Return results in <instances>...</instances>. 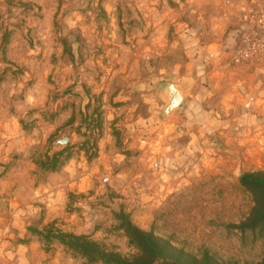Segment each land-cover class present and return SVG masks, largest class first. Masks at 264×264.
Returning <instances> with one entry per match:
<instances>
[{"label":"rangeland","instance_id":"1","mask_svg":"<svg viewBox=\"0 0 264 264\" xmlns=\"http://www.w3.org/2000/svg\"><path fill=\"white\" fill-rule=\"evenodd\" d=\"M261 10L264 0H0V264H113L101 252H137L128 224L192 254L264 264L261 189L241 182L264 180L260 143L221 138L213 159L174 179L156 167L162 131L148 149L182 30L235 32L232 49ZM228 58L243 78L247 60ZM224 88L235 94L220 110L246 111L244 88Z\"/></svg>","mask_w":264,"mask_h":264},{"label":"crops","instance_id":"2","mask_svg":"<svg viewBox=\"0 0 264 264\" xmlns=\"http://www.w3.org/2000/svg\"><path fill=\"white\" fill-rule=\"evenodd\" d=\"M225 33L220 29L198 30L195 26L183 29L184 60L181 66L166 70L160 78L164 81L162 93L166 84L173 83L181 90L183 98L163 121H154V146L150 148L148 144V149L155 152L157 134L162 131V146L158 148L162 154L155 163L160 172L173 179L181 167L189 168L197 159L204 161L208 156L213 159L212 153L221 138L231 148L235 146L237 135L245 133V142L250 146L260 143L259 149L264 147L261 144L264 142V54L241 64L245 72L243 78L231 76L228 56L231 57V45L237 34ZM148 84L154 87L160 82L150 79ZM225 85L244 88L248 102L246 111L233 114L231 110H220V103L227 104L235 94L226 90ZM159 106L153 105L151 116H156ZM255 108L257 110H253Z\"/></svg>","mask_w":264,"mask_h":264},{"label":"trees","instance_id":"3","mask_svg":"<svg viewBox=\"0 0 264 264\" xmlns=\"http://www.w3.org/2000/svg\"><path fill=\"white\" fill-rule=\"evenodd\" d=\"M258 173H247L241 177V182L247 180V186L251 188L260 187L261 192L254 196L257 204L264 201V180H257ZM260 212V213H259ZM264 217V210L258 211L256 216ZM127 232L137 247V252L132 257H121L116 253H103L101 258L113 264H235V262L215 259L207 252L202 255L192 254L183 248L175 247L168 240H157L151 233H143L140 230L127 225ZM84 246L92 254L94 244L87 242ZM83 246V247H84Z\"/></svg>","mask_w":264,"mask_h":264},{"label":"built area","instance_id":"4","mask_svg":"<svg viewBox=\"0 0 264 264\" xmlns=\"http://www.w3.org/2000/svg\"><path fill=\"white\" fill-rule=\"evenodd\" d=\"M252 17L254 23L239 34L238 44L231 49V59L234 62H242L264 54V10H261L257 17L256 14Z\"/></svg>","mask_w":264,"mask_h":264},{"label":"water","instance_id":"5","mask_svg":"<svg viewBox=\"0 0 264 264\" xmlns=\"http://www.w3.org/2000/svg\"><path fill=\"white\" fill-rule=\"evenodd\" d=\"M162 83H164V81ZM164 89V92L162 93L163 106L160 111V116L162 118H166L175 108H177L183 98L181 90L173 83L166 84ZM65 141V138H63L62 140H58L57 143L64 144Z\"/></svg>","mask_w":264,"mask_h":264}]
</instances>
